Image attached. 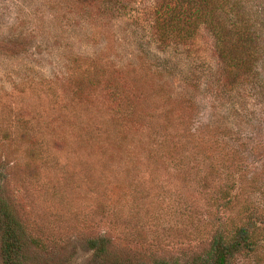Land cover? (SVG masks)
Returning <instances> with one entry per match:
<instances>
[{"label": "rangeland", "instance_id": "obj_1", "mask_svg": "<svg viewBox=\"0 0 264 264\" xmlns=\"http://www.w3.org/2000/svg\"><path fill=\"white\" fill-rule=\"evenodd\" d=\"M153 3L0 0L4 194L49 263L91 264L100 237L184 262L255 225L232 264H264V0H241L256 61L225 82L205 29L157 40Z\"/></svg>", "mask_w": 264, "mask_h": 264}, {"label": "trees", "instance_id": "obj_2", "mask_svg": "<svg viewBox=\"0 0 264 264\" xmlns=\"http://www.w3.org/2000/svg\"><path fill=\"white\" fill-rule=\"evenodd\" d=\"M153 7L152 29L162 44L185 45L201 29L210 34L213 50L220 62L223 82L253 68L259 40L256 30L242 12L241 0H154ZM230 198L229 192L223 191L218 207L228 206ZM254 226H240L229 235L218 230L211 246L204 253L184 262L164 258L113 261L107 257L108 240L102 237L87 241V247L92 251L91 264H232L236 254L255 250L258 241ZM0 242L2 264L69 262L68 256L61 254L56 262L49 263L47 253L27 233L1 184Z\"/></svg>", "mask_w": 264, "mask_h": 264}]
</instances>
